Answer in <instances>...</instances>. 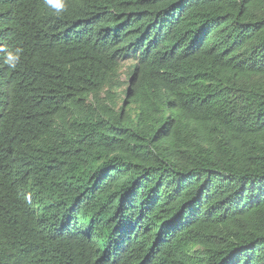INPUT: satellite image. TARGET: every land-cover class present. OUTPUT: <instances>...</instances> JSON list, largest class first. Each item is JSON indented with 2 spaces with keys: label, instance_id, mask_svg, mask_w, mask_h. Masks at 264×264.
Instances as JSON below:
<instances>
[{
  "label": "trees",
  "instance_id": "trees-1",
  "mask_svg": "<svg viewBox=\"0 0 264 264\" xmlns=\"http://www.w3.org/2000/svg\"><path fill=\"white\" fill-rule=\"evenodd\" d=\"M67 4L0 0V264H264V0Z\"/></svg>",
  "mask_w": 264,
  "mask_h": 264
},
{
  "label": "clouds",
  "instance_id": "clouds-1",
  "mask_svg": "<svg viewBox=\"0 0 264 264\" xmlns=\"http://www.w3.org/2000/svg\"><path fill=\"white\" fill-rule=\"evenodd\" d=\"M44 3L52 10L53 14L56 16L63 15L68 8L67 0H44ZM5 51L0 49V52ZM21 61V50L17 48L14 51H7L2 57V62L9 69H15Z\"/></svg>",
  "mask_w": 264,
  "mask_h": 264
}]
</instances>
